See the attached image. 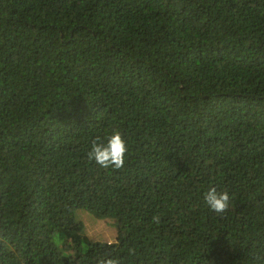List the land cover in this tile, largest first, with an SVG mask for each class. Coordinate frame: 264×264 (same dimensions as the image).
Listing matches in <instances>:
<instances>
[{"label": "trees", "instance_id": "1", "mask_svg": "<svg viewBox=\"0 0 264 264\" xmlns=\"http://www.w3.org/2000/svg\"><path fill=\"white\" fill-rule=\"evenodd\" d=\"M108 257L264 264V0H0V264Z\"/></svg>", "mask_w": 264, "mask_h": 264}, {"label": "clouds", "instance_id": "2", "mask_svg": "<svg viewBox=\"0 0 264 264\" xmlns=\"http://www.w3.org/2000/svg\"><path fill=\"white\" fill-rule=\"evenodd\" d=\"M129 154V146L120 130L113 131L109 136L95 137L91 142L90 150L86 154L88 162H95L103 169L119 171L124 169ZM204 201L208 208L217 215H223L229 209L230 197L228 192L218 191L216 187H210L204 194ZM156 224L160 223V216L152 218ZM134 254L133 249H129ZM99 264H121L119 259L108 257L100 259Z\"/></svg>", "mask_w": 264, "mask_h": 264}, {"label": "rangeland", "instance_id": "3", "mask_svg": "<svg viewBox=\"0 0 264 264\" xmlns=\"http://www.w3.org/2000/svg\"><path fill=\"white\" fill-rule=\"evenodd\" d=\"M88 236L95 240L112 242L116 239V230L112 226L111 220H94L88 230Z\"/></svg>", "mask_w": 264, "mask_h": 264}]
</instances>
